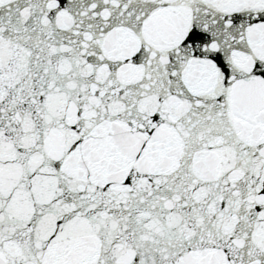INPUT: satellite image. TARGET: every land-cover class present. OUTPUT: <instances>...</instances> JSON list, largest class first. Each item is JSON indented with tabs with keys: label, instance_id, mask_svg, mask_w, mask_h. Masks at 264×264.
I'll use <instances>...</instances> for the list:
<instances>
[{
	"label": "snow or ice",
	"instance_id": "1",
	"mask_svg": "<svg viewBox=\"0 0 264 264\" xmlns=\"http://www.w3.org/2000/svg\"><path fill=\"white\" fill-rule=\"evenodd\" d=\"M0 264H264V0H0Z\"/></svg>",
	"mask_w": 264,
	"mask_h": 264
}]
</instances>
